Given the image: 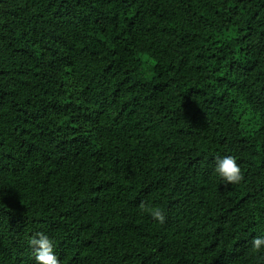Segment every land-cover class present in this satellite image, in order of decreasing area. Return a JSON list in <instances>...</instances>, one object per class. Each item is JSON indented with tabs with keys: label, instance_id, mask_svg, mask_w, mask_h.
I'll return each mask as SVG.
<instances>
[{
	"label": "trees",
	"instance_id": "obj_1",
	"mask_svg": "<svg viewBox=\"0 0 264 264\" xmlns=\"http://www.w3.org/2000/svg\"><path fill=\"white\" fill-rule=\"evenodd\" d=\"M38 231L62 264H264V0H0V264Z\"/></svg>",
	"mask_w": 264,
	"mask_h": 264
},
{
	"label": "clouds",
	"instance_id": "obj_2",
	"mask_svg": "<svg viewBox=\"0 0 264 264\" xmlns=\"http://www.w3.org/2000/svg\"><path fill=\"white\" fill-rule=\"evenodd\" d=\"M214 173L227 187L238 185L244 180L241 165L238 157L232 154H225L215 158ZM142 211L148 212L154 221L163 225L166 223V213L160 207H146L141 204ZM27 243L33 250L35 264H62L56 251L55 240L48 234L38 231L31 235ZM252 249L256 252H264V235H258L251 240Z\"/></svg>",
	"mask_w": 264,
	"mask_h": 264
}]
</instances>
